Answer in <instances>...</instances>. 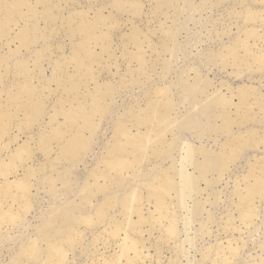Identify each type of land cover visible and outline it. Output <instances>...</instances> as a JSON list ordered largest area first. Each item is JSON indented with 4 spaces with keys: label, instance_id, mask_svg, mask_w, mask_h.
Instances as JSON below:
<instances>
[{
    "label": "bare ground",
    "instance_id": "bare-ground-1",
    "mask_svg": "<svg viewBox=\"0 0 264 264\" xmlns=\"http://www.w3.org/2000/svg\"><path fill=\"white\" fill-rule=\"evenodd\" d=\"M62 1L0 0V42L3 43L0 47V86L6 87L5 90H0V99L5 100L0 105V152L10 149L12 142H17L18 135L13 136L11 133L13 127L20 131L31 130L35 126L39 128L38 136L37 133L28 134L27 140L20 142L7 157L3 156L5 158L0 160V179H3L0 186V236L3 226L11 227L24 221L34 208L32 178L48 172L41 180L51 183V189L55 191L58 188L56 180L62 181L64 186L70 182L69 169L62 170L60 163L64 160H75L91 148L92 137L110 109L109 98L117 90L113 82L109 80L101 82L99 75L96 74V66L102 63L105 53H109L111 48L112 32L119 24L116 14L129 12L131 15L132 13L140 15L143 8L140 0H105L101 8L94 6L88 10L75 9L65 16ZM69 1L77 3V0H66ZM181 1H154L156 11L165 12L166 19L159 22L153 34H160L163 37L161 44L167 51L177 47L178 16L184 7ZM209 1L206 0L205 3ZM247 1L243 0L242 3L245 4ZM249 1L264 5V0ZM109 4L115 11L110 10V14L106 15L104 11ZM171 8L175 10L173 15L170 14L172 11H167ZM91 11H94L92 19ZM231 13L237 22L242 17L243 21L249 24L261 18L260 22L264 25V9L247 7L244 11L234 10ZM42 22L45 23L44 26ZM169 22H172V25H169ZM150 30L148 28V31ZM62 31L71 40V52L69 55L62 54L60 59L51 63L53 77H40L35 68L44 65L42 62L47 53L53 55L52 38ZM143 33L140 26L132 23L131 32L127 35L137 50H129V45L126 48L131 59L129 63L137 60L139 68L132 69L131 64L129 65V80L126 81L127 77H122L125 82L121 83V87L129 85L130 80L136 83L150 79L151 65L145 55L147 50L144 49ZM259 34V30L254 26L246 30L247 37L258 39ZM262 37L264 36H260ZM148 41L150 48L158 46V43ZM41 43L42 48L39 47ZM12 44L17 45L16 49L11 47ZM6 47L9 51L3 54L2 48ZM62 48L65 49V46ZM240 48H243V52L238 50ZM24 49L26 53L23 52ZM225 50L220 51L224 61L226 52L229 51V58L234 63H244L246 66H253L255 62L259 64V56L251 45L243 40L237 39ZM31 63L35 68H32ZM71 67H74L76 72H71ZM189 69L180 73L173 85H158L153 91H148V95L146 94L148 97L143 105L140 104V99H136L132 107H129L130 110L122 115L119 121L117 120L100 165H96L84 182L80 204L84 203L93 209L100 193L114 189L119 191L118 188L121 189L126 183L128 191L122 197L106 195L94 211H84L83 215L77 216L72 211L63 213L62 205L53 207L39 228V236L30 238L21 246L18 264H69L70 255H74L78 245L83 243L85 230L106 221L109 212L117 207L121 208L122 218L115 215L108 218L109 224L103 234L108 235L110 239L119 238L124 232L123 241L118 245L119 250L109 255L107 252L98 254L97 251L91 264L144 262L146 257L142 248L146 242L141 232H144L145 224H150L152 231L153 229L159 231L158 239L156 238L159 253L163 242L178 235L180 210L186 208L187 199L200 192L203 187L200 186V180L201 182L204 180L210 186L216 182V178H223L230 165L239 159L249 139L257 141V132L247 131L234 135L232 139L222 143L220 153H215L203 145L187 143L181 148L183 163L180 164L178 158L174 159L169 167L160 169L151 180L133 185L130 180L136 181L141 173L145 176L149 174V170L145 171L143 168L144 162L172 152L175 138L169 140L168 133H175L177 128L189 125L190 119L184 116V110H177L178 98L175 99L173 88L176 86L181 91L180 103L186 108H194L198 102V105H201L200 110L202 107L203 113H206L212 105H216L220 110L217 117L223 118L229 126L246 124L250 120L249 112L254 111V104L250 98L254 95L264 110V101H258L260 96L256 86L243 84L229 87L231 97H228L222 89L210 92L211 87L216 85L198 67ZM37 78L38 85L35 84ZM90 82L95 85L93 89L90 88ZM53 83L57 87H53ZM3 93L7 94L5 98ZM262 97L264 98V95ZM235 98L239 101L235 102ZM199 101L203 102L199 104ZM49 102H52L53 113L50 112ZM47 116L48 123L43 125L42 121ZM61 116L63 121H60ZM231 131L228 134H231ZM32 141L45 157L39 169H35L29 163L36 155ZM201 155L204 157L203 160L200 159ZM257 160L258 162L251 164L250 173L242 180L245 187H236L238 209L241 219L244 220L255 215V196L262 194L264 189V156ZM20 169L24 174H20ZM54 170H58L59 178H54ZM151 170L154 171L155 168ZM12 175L15 176L14 180H11ZM198 199L199 197L194 200L193 208L190 209L191 212L189 211L191 214L200 206L201 200ZM146 202L153 204L155 208L153 211L149 209L148 216L145 214ZM245 202L248 204L245 205ZM68 205L76 210L80 209L78 201L68 202ZM212 215L214 216L213 212H209V216ZM57 222L60 223L59 228L52 232ZM146 232H149V228ZM101 235V233L95 235V244L103 240ZM106 239L108 240L105 237L103 242Z\"/></svg>",
    "mask_w": 264,
    "mask_h": 264
},
{
    "label": "rangeland",
    "instance_id": "rangeland-1",
    "mask_svg": "<svg viewBox=\"0 0 264 264\" xmlns=\"http://www.w3.org/2000/svg\"><path fill=\"white\" fill-rule=\"evenodd\" d=\"M104 1L105 0H77V3H74V1L66 2V0H63L62 7L65 8L63 13L65 16H68L70 12L75 9L88 10V8L94 6L101 8L102 2ZM140 1H142L143 6L140 15H135L133 13L131 15L129 12L116 14L119 24H117L112 32L113 40L110 51L109 53H105L102 63L96 66V74L99 75V80L101 82L108 80L113 82L117 90L109 98L111 104L110 109L102 120L99 129L92 137L91 148L75 160H64L60 163V168L62 170L69 169L70 177L68 176V179L70 182L64 186L62 181L56 180V185L58 187L56 191L51 189V183L41 180V177L48 174V172H43V174H38L37 177L32 178L34 185L32 188V202L34 208L27 214L24 221L11 227L5 225L1 229L0 264H18L21 246L25 242H28L30 238L39 236V228L44 223L53 207L62 205L64 207L63 213L72 211L77 216L83 215L84 211H94L99 202H101L106 195L113 194L122 197L128 191V185L126 183L121 189L118 188L119 191L114 189L115 191L100 193L98 201H96V206L93 209L84 203L80 204V195L84 182L88 179L90 172L100 165L106 151L107 142L112 138V134L114 133L117 120L119 121L120 117L130 110L129 107H132L136 99H140V104L143 105L148 97V91H153L158 85H173L180 76V73L186 70L188 71V68L198 67L206 76L212 79L217 87L212 86L210 92L222 89L224 93L228 94V97H231V93L228 90L229 87L250 84L258 88V95L260 96L258 101H264L262 97V95H264V37L260 38V36H264V25L260 22L261 18L249 24L243 21V17L237 22L236 19L233 18V15L231 16V12L234 10L244 11L247 7L264 9L263 4H258L249 0L245 4L242 3L243 0H210L209 3H205L206 0H182L181 4L184 5V7L183 12L178 16L176 36L177 47L173 49L174 51L172 50V52L163 48L161 44L163 42V37L160 34H153V31L158 28L159 22L166 19L165 12L156 11L155 0ZM111 7L112 6L109 4L108 8L105 9L104 12H106V15L110 14V10L113 12L115 11V9ZM198 7L199 10L197 11ZM167 11H172L170 13L172 15L175 14L173 8ZM93 15L94 11H91V19ZM132 23L140 26L144 32L142 38L145 41L144 49L147 50L145 55L151 65V74L148 80L143 79V81H138L136 83L134 80H130L128 82L130 83L129 85L126 84L121 87V83L123 81L125 82V80H122V77H127L126 81L129 80L130 67H132V69L139 68L137 60H133L129 63L131 59L129 58L130 55L126 48V46L129 45V50H137L127 35L131 32ZM170 24L172 25V22H169V25ZM44 25L45 23L42 22V26ZM152 25L154 27H152ZM253 26L259 30L260 34L258 39L247 37L246 35V30ZM148 28L151 30L148 31ZM60 34L52 38L51 42L54 43L51 44H54L52 46L54 52L53 55L52 53H47L42 62L44 65L35 68L31 63L36 73L41 75L40 77H53V66L51 63L54 60L60 59L62 54L69 55L71 52L72 45L69 36L65 34L64 31ZM152 38L154 40H152ZM237 39L243 40L251 45L252 49L259 56V64L255 62L253 66H246L247 64L244 63H234V61L229 58V51L226 52L225 61L221 58L220 51H226L225 48ZM76 40L78 41V37ZM148 40H152L151 42L155 44L158 43V46L154 49L150 48ZM2 45L3 43L0 42V47ZM61 45L65 46L66 50L63 49ZM11 47L16 49L17 45L12 44ZM39 47L42 48L43 43H41ZM238 50L243 52V48ZM8 51V47L2 48L3 54ZM23 52L26 53V50L24 49ZM106 63H108V65ZM70 71L73 73L76 72L74 67H71ZM35 84H39L38 78ZM89 85L91 89L95 86L93 82H90ZM53 87H57V85L53 83ZM5 89V86H0V90ZM83 89L86 90L85 88ZM173 90L175 99L178 98V101L176 100L178 104L177 110H184V116L190 119L189 125L187 127L177 128L175 133H168L169 140L175 138V147L173 146L172 152L164 153L161 157L151 158L144 162L143 168L145 171L149 170V174L145 176L141 173L136 181L129 179L132 181L133 185L142 181L151 180L160 169L169 167L174 159L178 158L177 160L179 163H183L181 148L187 143L203 145L210 148L215 153H220L222 143L229 141L234 135L239 133L256 131L257 141L255 139H249L239 159L230 165L229 171L225 173L223 178H216V182L213 184L211 183L210 186L206 184L204 180H202L203 182L200 180V186H203L201 187L204 191L201 189L202 192L200 190V192L194 193L193 198L187 199L186 208L180 210L178 235L175 238L167 239L163 242L161 244L162 250L160 253L159 250H157L159 231L154 229L152 231L150 224H145L143 226V228H145L143 229L144 232H141V235L144 237L143 240L146 242L147 245L145 244V246L148 250L145 246L142 248L144 249L143 251L146 259L144 262H141L145 264H264V189L262 194L255 196V215L247 220L241 219L238 209L239 198L236 194V187H245L242 180L244 176L250 173L251 164L258 162L257 159L264 156V110L261 107V103L257 102L256 95L252 96L250 99L254 104V111L251 110L252 112H249L250 120L247 121L246 124L242 123L240 125L234 124L233 126H229L224 122L223 118L217 117V114H220V110L216 105H212L206 113H203L202 107L200 110L201 105L199 106L198 102L196 107L186 108L180 103V101H182L181 91L176 88V86ZM6 91H8V88ZM6 96L7 94L3 93V97L5 98ZM234 100L235 102L239 101L236 98ZM2 101L4 102L5 100L0 99V105ZM200 102L203 101H199V104ZM48 105L50 112L53 113L52 102H49ZM233 115H235V113H233ZM48 120L49 116L45 117L42 121L43 125H45V123L47 124ZM63 120L61 116L60 121ZM98 121H100V118H98ZM38 129L39 128L35 126L31 130L20 131L17 127H13L11 133L13 136L18 135L19 138H17V142L19 143L14 141L10 149L0 152V160L7 157L20 142L23 143L24 140H27L28 134L37 133L38 136ZM230 130H232L231 134H228ZM32 145L36 150V155L34 160H31L32 162L29 161V163L33 165L35 169H39L40 163L44 161L45 157L42 152L38 150L34 141H32ZM225 155H227V153ZM203 158V155H201L200 159L203 160ZM153 167L155 168L154 171L151 170ZM189 170L192 171L190 168ZM57 171L58 170L53 171L54 178H59ZM20 174H24L22 169H20ZM211 178L213 177L211 176ZM14 179L15 176L12 175L11 180ZM0 180L1 186L3 179ZM217 191L221 192L217 193ZM173 194L175 195L174 192ZM198 197V200H201L200 206L194 214H191L190 209L193 208L192 205L194 204V200ZM72 201H78L80 209L76 210V208L69 206L68 202ZM147 203L148 202H146L145 207L148 209L145 208V214L148 216L149 209L153 211L155 208L152 206L153 204ZM247 204L248 202H245V205ZM174 208L173 206V209ZM120 212V207L111 210L106 221L85 230L83 243L78 245L74 255H70L71 260L69 259V264H91L93 261L92 258L97 251L98 254L107 252L109 255V253L114 254L115 251L117 252L119 250L118 245L123 241L122 239L125 233L122 232L123 234H121L119 238L109 239L108 235H104L103 232L105 228L108 227V218L114 215L122 218ZM209 212H213L214 214V216H211L212 219L209 216ZM165 220L168 221L167 219ZM59 224L60 223L57 222L54 225L55 229H53L52 232H56V229L59 228ZM148 228L149 232H146ZM100 233L102 234L101 238H103V240L95 244V235ZM105 237L109 240L106 239V243L103 242ZM122 260L124 261V259ZM142 263L138 262L136 264Z\"/></svg>",
    "mask_w": 264,
    "mask_h": 264
}]
</instances>
